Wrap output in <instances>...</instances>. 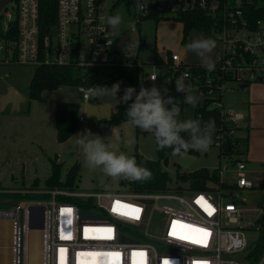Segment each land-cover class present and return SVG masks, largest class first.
Wrapping results in <instances>:
<instances>
[{
	"label": "built area",
	"instance_id": "obj_1",
	"mask_svg": "<svg viewBox=\"0 0 264 264\" xmlns=\"http://www.w3.org/2000/svg\"><path fill=\"white\" fill-rule=\"evenodd\" d=\"M149 1L172 11L198 8L218 20L212 36L224 44V49L217 55L214 73L208 72L202 84L207 97L220 93V100L212 107L220 109L227 127L215 136L213 145L225 151L224 143L231 140L230 151L221 156L226 159L225 168H219L221 183L228 186L213 185V191L185 193L172 189L153 193L55 189L48 192L52 195L49 201H20L12 206V211L0 212V223L3 217L12 222L13 264H29L30 231L43 234L42 264H250L246 258L251 246L243 226L246 201L242 192L255 185L247 176L245 149L239 155L231 154L237 149L235 139L242 138L236 133L244 129L247 115L228 107L224 96L235 86L244 90V85L264 81V19L258 20L256 28L250 27L242 7L250 1L244 0ZM138 3L147 6L138 10ZM138 3L133 32L151 12L149 2ZM11 4L15 7H9ZM107 10L108 0H91V4L89 0H57V24L44 33L39 24L40 0L11 2L0 13L5 33L0 41V65H72L81 70H109L136 62L144 69L137 60L130 32L129 43L113 53L123 33L116 36L109 28L106 20L112 14H107ZM120 52L134 59L122 62ZM171 58L176 66L183 63L177 54ZM151 68L154 72L148 74V79L153 81L155 77L157 81V68ZM185 76L188 79L189 73L185 72ZM96 84L78 86L85 101L90 98L88 89ZM229 169L236 173L234 182L223 180V173ZM38 192L47 191L17 193ZM33 206L44 207L43 229L32 227L41 219V212L32 210ZM83 212L95 216L84 217ZM257 224L258 230L259 221ZM252 228L254 225L247 229ZM195 229H203L207 237ZM182 236L186 238L181 239ZM117 253L118 256L113 255ZM262 261L264 253L256 264Z\"/></svg>",
	"mask_w": 264,
	"mask_h": 264
},
{
	"label": "rangeland",
	"instance_id": "obj_2",
	"mask_svg": "<svg viewBox=\"0 0 264 264\" xmlns=\"http://www.w3.org/2000/svg\"><path fill=\"white\" fill-rule=\"evenodd\" d=\"M9 7H15V5L11 4ZM135 9V6L127 8L125 4L118 3V0H108L107 14H119L123 18L119 30H112L113 33L119 37L124 32L131 33V41L137 49V60L144 64L148 73L154 72L150 67L154 61V48H157L158 54L163 59H167L169 54H177L184 64L203 66L201 58L192 52H187L185 45L201 35L209 37L207 34L193 30L184 43L183 24L172 18L161 20L158 23L153 18H146L133 32L132 27L136 20ZM172 15L173 12H170L168 16ZM215 41L216 47L209 55L216 64L217 55L223 51L224 44L219 40ZM133 59V56L126 58L123 52L119 53V60L122 62H130ZM33 75L34 67L30 65H0V96L1 93H6L9 87H13L26 98L18 111H13L12 106L8 105L0 112V187L2 188L0 192H3L0 195L4 196V193H12L13 191L17 193L18 191L32 190L36 180L39 182L40 190L44 191L45 181L51 175L50 158L55 157H57L58 163L62 164V181L66 179L67 172L74 163H81L80 175L72 191L88 193L127 191L128 186L122 185L120 178L113 179L106 176L99 168L92 169L85 165L82 150L76 143V135L84 132L85 129H90L92 133L105 138V142L111 144L110 150L112 151L124 152L134 158L138 153L148 160L156 161L158 159L156 141L151 133L129 127L126 123L115 128L108 127L105 121L110 118V112L115 105L118 94L117 97L90 94L89 100L85 101L83 93L79 91L77 86H63L59 89L44 91L38 100H29V85ZM75 75L80 76V71L77 70ZM142 80L145 88H151L155 84L157 87L165 89L158 80L150 81L148 77H144ZM97 83L95 86L110 88L113 85L107 75L102 76ZM256 83L261 88L256 89L255 93L251 87ZM250 85L248 92L238 89L237 86L233 90L227 91L224 99L228 107L249 115L252 104L262 105L264 102V81L251 82ZM190 86V94L196 95L199 98L198 103L202 105L204 99L199 95L198 86L193 84ZM185 95L186 93L179 94L177 92V98L180 102L178 119L195 120V107L185 103ZM246 95L250 97L245 99ZM255 97L256 99L253 100ZM63 101L78 103L79 118L83 117V119L81 121L78 119V127L74 135L68 141L60 143L56 137L55 106ZM113 129L117 130L118 139L112 135L111 130ZM236 136L242 137V131H237ZM129 140H133L134 143L129 144ZM193 158L195 162L188 168L178 164L179 155L171 154L167 163L162 161L163 171H166L170 176L169 187L172 190L185 193L189 189L190 183L178 179L180 175L203 168L210 171L217 168L224 169L226 165V159L220 156L218 147H210L206 152L197 151ZM252 165L249 168L255 169L257 172L247 173V176L253 181L255 188L242 192V198L246 201L244 203L246 213L243 226L246 228L245 236L251 247L258 238L256 227L262 216V210L258 208L257 204L262 195L260 187L264 186V172L260 171L261 168L257 164L253 165L254 167ZM223 180L234 182L236 173L230 169L225 171ZM177 187H182V189L176 190ZM0 206V212L13 210L12 206ZM251 225H254V228L247 229ZM42 236L41 231L29 232V264H42ZM0 245V264H13L12 222L7 217H3L0 223Z\"/></svg>",
	"mask_w": 264,
	"mask_h": 264
},
{
	"label": "trees",
	"instance_id": "obj_3",
	"mask_svg": "<svg viewBox=\"0 0 264 264\" xmlns=\"http://www.w3.org/2000/svg\"><path fill=\"white\" fill-rule=\"evenodd\" d=\"M138 0H118V3L125 4L127 8H131L136 5ZM150 4V14L143 19L153 18L156 23L164 19H174L183 24V42L185 43L190 37L193 30H199L207 34L210 38L212 36V30L218 27V20L205 11L194 9H178L175 11L170 10L169 7H159L153 5L149 0H145ZM56 7L57 0H40V28L42 32L47 33L57 24L56 20ZM244 15L247 19V23L250 27L256 28L258 20L264 19V0H250L242 5ZM170 12H173L172 16H168ZM5 38L4 27L2 17L0 15V41ZM113 53L117 54L116 48L113 49ZM155 66L158 71V81L160 85L168 90V94L173 96L178 104L180 102L177 98V92L175 90V80L184 77V73H189V85H197L199 89L200 97H203V104L199 103L195 107V120L201 121L202 125L206 124L210 119L215 122V132L213 133V140L222 130L226 129V125L220 115V109L212 107V104L216 100H220V93H216L214 97H207L206 90L203 89V82L205 81L208 71L201 65H189L182 63L176 66L172 61L171 55H168L167 59H163L158 54L157 48H154V61L150 67ZM80 71V76H76L75 72ZM213 74L214 72H209ZM146 68H139L137 63L132 64H120L112 67L109 70H100L95 68L78 69L72 65L57 66V65H41L34 67V75L29 85V100H38L46 90H55L63 86H80L86 84H92L100 80L104 75H107L109 80L114 84L120 82V97L123 96L124 89L126 87H134L137 92L139 91L141 84H143L142 78L148 77ZM249 85V84H248ZM131 103V101L129 102ZM127 104L121 103L120 100L116 105L110 118L106 120L109 128H115L125 123ZM170 107V106H169ZM55 119H56V137L58 142L64 143L68 141L75 133L78 127L79 119V105L75 102H60L55 106ZM246 129V128H245ZM247 130V129H246ZM182 136L187 138V134L182 133ZM247 136L244 138H236L237 149L231 150V154L239 155L244 149V145L247 143ZM225 151H220V156L230 151L231 140L224 143ZM210 147H214L213 143ZM246 149V148H245ZM158 159L156 161L145 159L140 154L136 153L135 159L138 165L148 168L153 173V178L146 182H133L126 179H121V184L128 186V191L136 193H153L167 191L169 187L170 176L166 171H163L162 161L168 162L169 156L172 154L170 149L158 150ZM190 156H195L197 151L190 150L186 153ZM180 156V155H179ZM181 157V156H180ZM51 162V175L45 181L44 193H4L0 195L2 198H12L19 201H49L52 195L48 192L55 189H74L77 178L80 175L81 163H74L67 172L66 179L61 180L62 164L58 163L57 157L50 158ZM183 182H189V189L186 191H213V185H221L223 187L228 186L225 183H221L220 169H214L210 171L208 169H200L189 174L178 176ZM0 189H2L0 187ZM182 189L177 187L176 190ZM262 195L258 201V208L264 211V186L260 187ZM40 186L38 180H36L32 186V191H39ZM62 200V198H58ZM1 207V206H0ZM264 253V223L260 224L258 228V238L251 249L248 251L246 258L250 261V264H256L259 258Z\"/></svg>",
	"mask_w": 264,
	"mask_h": 264
},
{
	"label": "clouds",
	"instance_id": "obj_4",
	"mask_svg": "<svg viewBox=\"0 0 264 264\" xmlns=\"http://www.w3.org/2000/svg\"><path fill=\"white\" fill-rule=\"evenodd\" d=\"M91 4V0H89ZM147 5L137 4L138 10H142ZM111 30H119L123 23L121 15L109 16L106 20ZM216 41L203 35L190 40L185 45L187 52H192L201 58L203 66L208 72L215 70V63L210 58V53L215 49ZM155 77L152 78L155 81ZM176 92L186 93L185 103L196 107L199 98L190 94V85L186 83V76L175 80ZM120 82L114 83L110 88L107 86H92L88 89L94 96L112 95L117 97L120 92ZM131 101V103H129ZM120 102L127 104L125 123L132 128H139L142 131L151 133L156 141L157 149H170L172 155H185L190 150H209L213 143V133L215 132L214 120H209L206 124L199 120L178 119L180 106L176 99L168 94L167 89L157 87L155 84L151 88H145L143 84L137 92L134 87H126ZM170 106V107H169ZM112 135L118 139L116 129L111 130ZM187 134V138L181 134ZM76 143L82 150L84 163L92 169L99 168L106 176L113 179H127L133 182H146L153 178V173L146 167L138 165L133 156L124 152L110 150L111 144L105 142L98 134H94L90 129L76 135ZM134 143L133 140L128 141ZM264 264V261H262Z\"/></svg>",
	"mask_w": 264,
	"mask_h": 264
},
{
	"label": "crops",
	"instance_id": "obj_5",
	"mask_svg": "<svg viewBox=\"0 0 264 264\" xmlns=\"http://www.w3.org/2000/svg\"><path fill=\"white\" fill-rule=\"evenodd\" d=\"M250 86L251 85L249 84L247 88H245L243 91H246V92L250 91ZM251 88L255 91L256 89H260L261 86H259L258 83H256ZM249 97L250 96L246 95L245 99H248ZM255 99L256 97L253 98V100ZM119 100H120V96L118 94V98L115 101V105L112 111L110 112L111 114L113 113ZM63 102H67V101H63ZM81 118L83 119V117L79 118L80 121H81ZM242 133H243L242 138L246 136L248 138L247 143L244 145V149L246 148L245 151H246V157L248 161L247 162L248 173L250 174L252 172H257V170L249 168V166H251L252 164L254 166L257 164L261 168L260 171L264 172V102L262 103V105L252 104V106L249 109V115H247V120L245 122L244 129H242Z\"/></svg>",
	"mask_w": 264,
	"mask_h": 264
},
{
	"label": "water",
	"instance_id": "obj_6",
	"mask_svg": "<svg viewBox=\"0 0 264 264\" xmlns=\"http://www.w3.org/2000/svg\"><path fill=\"white\" fill-rule=\"evenodd\" d=\"M16 0H0V13L2 10L11 2H15ZM244 1H250V0H244ZM56 34V29L54 30V35ZM130 40V33L124 32L123 35L120 37V41L116 46V50L120 51L123 49V47L129 43ZM186 83L189 85V81H186ZM248 85H244L242 89L247 88ZM179 94H182L179 92ZM26 98L21 95L15 88L9 87L7 89V92L2 94L0 96V112L3 111L8 105L12 106L13 111H18L20 109L21 103L25 102ZM195 162V159L193 156H190L188 154L182 155L178 161V164L180 166H183L185 168H188L192 163ZM147 202L151 203V200H148ZM20 201L17 199H11V198H0V205L2 206H17L19 205ZM32 210H39L41 212V219L40 222L37 225H32L33 228L36 229H43L44 227V207L41 206H33ZM82 215L84 217L89 216H95L88 212H83ZM259 223H264V214L259 219Z\"/></svg>",
	"mask_w": 264,
	"mask_h": 264
},
{
	"label": "snow or ice",
	"instance_id": "obj_7",
	"mask_svg": "<svg viewBox=\"0 0 264 264\" xmlns=\"http://www.w3.org/2000/svg\"><path fill=\"white\" fill-rule=\"evenodd\" d=\"M137 212L139 211L138 209L136 210ZM135 218H139L138 216H136ZM182 227H190V226H187V225H182ZM108 231H111V230H108ZM195 231H200V232H203L204 233V236L207 237L208 233L205 232L203 229H195ZM172 235H175V232L172 233ZM181 239H185L186 237H180ZM194 243H200L201 241H193ZM113 255H119L118 253L117 254H113Z\"/></svg>",
	"mask_w": 264,
	"mask_h": 264
}]
</instances>
